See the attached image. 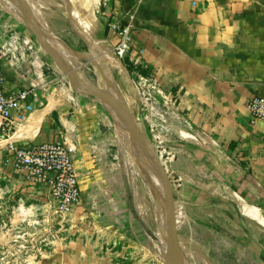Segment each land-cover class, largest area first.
Here are the masks:
<instances>
[{
	"label": "crops",
	"instance_id": "1",
	"mask_svg": "<svg viewBox=\"0 0 264 264\" xmlns=\"http://www.w3.org/2000/svg\"><path fill=\"white\" fill-rule=\"evenodd\" d=\"M101 6L103 39L108 37L109 46L118 42L110 23L129 27L127 58L147 71H133L132 77L111 48L103 51L128 93L120 92L122 102L163 155L177 209L182 202L228 203L234 223L230 242L257 252L264 264V121L251 123L246 107L251 97L264 98V0H102ZM83 39L93 50L104 42ZM0 54L5 90H32L24 115L11 113L14 131L0 139L5 185L27 197L47 198L45 188L27 185L15 170L10 147L49 142L60 133L75 157L81 202L91 203L102 223L127 228L132 237L134 225L122 214L124 196L116 187L122 182L112 174L118 166L109 131L112 113L58 83L53 62L22 19L8 12L0 14ZM138 76L155 86L147 99L134 82ZM33 118H40L37 129L14 137ZM118 146L123 148L120 141ZM108 214L115 216L105 220Z\"/></svg>",
	"mask_w": 264,
	"mask_h": 264
},
{
	"label": "rangeland",
	"instance_id": "2",
	"mask_svg": "<svg viewBox=\"0 0 264 264\" xmlns=\"http://www.w3.org/2000/svg\"><path fill=\"white\" fill-rule=\"evenodd\" d=\"M54 2V5L40 6L34 3L33 6H40L42 26L47 35L59 41L66 49L67 52L61 46L69 65L89 82L116 93L109 89V85L113 84L116 91L128 95L117 71L107 63V53L103 56L106 48L114 52L115 45H108V37L103 39L105 21L101 18L102 0H96L95 6L87 4L94 10L99 24V35L94 38L103 40L102 45L106 46H98L95 50L88 46L84 36L73 27L72 18L76 12L71 3L68 0ZM7 12L20 20L18 14L0 4V14ZM115 56L124 64L127 56ZM54 67L57 74H60L57 82L63 81L73 86L59 68L56 65ZM130 74L134 76L133 72ZM134 82H137L144 98L139 79L136 78ZM148 87L150 97L154 94L155 86L149 81ZM116 121L115 117L109 119L108 129L113 138L118 163L112 174L122 182L116 187L122 190L124 196L122 214L126 216L125 220L130 218L134 225L133 229L130 228L134 232L132 237L124 232L129 231L127 228L118 231L107 222L102 223L101 216L97 215L91 203L81 202L68 215H59L54 212L49 195L44 199L32 198L10 190L5 185L6 180L0 169V264H166L161 237L164 217L154 170L144 151V158L139 155L141 159H137L141 171L138 166L133 168L128 165L127 162L133 160L134 156L133 140L128 136V147L119 148ZM155 150L163 160L160 151ZM180 205L183 207L180 211L177 209V231L185 264H263L257 252L241 250L230 242V231L234 223L230 218L232 208L228 203L214 201L202 207L192 204L186 206L183 202ZM109 208L113 211L114 206ZM108 215L105 220L115 216Z\"/></svg>",
	"mask_w": 264,
	"mask_h": 264
},
{
	"label": "built area",
	"instance_id": "3",
	"mask_svg": "<svg viewBox=\"0 0 264 264\" xmlns=\"http://www.w3.org/2000/svg\"><path fill=\"white\" fill-rule=\"evenodd\" d=\"M105 15L102 11L101 18L103 19ZM108 25L118 37V42L113 48L115 54L119 58L126 57L131 47L129 27H120L117 23ZM1 57L0 54V59ZM138 79L139 85L143 87L142 94L147 99L149 97L147 90L149 81L142 76H138ZM31 94L32 90L28 87L15 92L5 90L0 62V139L12 130V111H21L24 115L27 109V100ZM246 107L251 123L264 121L263 97H251L247 101ZM10 151L14 158L15 170L23 177L27 185L47 190L55 213L68 215L74 207L80 205L82 194L75 167V157L67 146L63 135L59 133V137L49 142L13 144Z\"/></svg>",
	"mask_w": 264,
	"mask_h": 264
},
{
	"label": "water",
	"instance_id": "4",
	"mask_svg": "<svg viewBox=\"0 0 264 264\" xmlns=\"http://www.w3.org/2000/svg\"><path fill=\"white\" fill-rule=\"evenodd\" d=\"M12 1L17 6L25 26L38 41L44 53L53 62V64L59 68L62 74L74 87L78 88L86 95L93 96V98L98 100L106 108L109 106L113 109L121 118L127 132L133 138V145L136 146V144H139L142 151H144L148 157L159 186V199L161 200V209L164 217V231L162 237L164 241L166 264H185L177 231L178 210L174 199L172 182L161 157L158 155L150 139L136 124L127 107L122 102L120 92L116 91V93H112L107 89L82 78V76H80V74H78L75 69L64 61V59H62L53 49L52 45L49 43L48 35L44 27L31 11L26 0ZM72 21L74 24L76 23L74 16Z\"/></svg>",
	"mask_w": 264,
	"mask_h": 264
},
{
	"label": "bare ground",
	"instance_id": "5",
	"mask_svg": "<svg viewBox=\"0 0 264 264\" xmlns=\"http://www.w3.org/2000/svg\"><path fill=\"white\" fill-rule=\"evenodd\" d=\"M69 3H71L72 7L74 8L75 10V14H74V19L76 20V23L74 24V28L79 31V33H81V35H83L85 38H86V35L87 37H90L92 39H95L94 37H97L98 36V33H97V30L99 29V24H98V20L94 14V10L91 8H89L87 6V4H92L95 6V2L96 0H68ZM30 2V3H28ZM28 5L31 9V11L34 13L33 10H35V16L36 18L40 21V23L42 24V18H41V13H40V6L41 5H49V4H55L54 0H28ZM39 4L40 6L38 7H34L33 4ZM74 3V4H73ZM0 4L3 5L4 8H6L7 10H10L11 12L14 11V13L18 14L20 19L22 18L21 17V14L17 8V6L15 5V3L12 1V0H0ZM93 6V7H94ZM73 28V29H74ZM101 28V27H100ZM49 38V43L52 45L53 49L58 53V55L64 59V61H66L68 63V61L65 59L63 53H62V48L63 46L61 45V43H59V41H57L56 39L52 38L50 35H48ZM99 41V39H98ZM102 42V41H101ZM98 43L99 46H103L102 44ZM90 43V42H89ZM91 45V49H94V46L92 45V43H90ZM62 46V48H61ZM105 47V46H103ZM113 58V57H112ZM69 64V63H68ZM114 67V66H113ZM122 67L120 66V69L118 70V72H122ZM81 76V75H80ZM116 83V81H115ZM109 89L112 90L113 92H116L114 90V88L112 87V85L110 86L109 85ZM47 106V109H49L51 106H52V103H49V105H46ZM107 109L110 111V113H112V115L115 117V119L117 120V133L119 135V141L122 145L123 148H127L128 145H129V142H128V136H130V134L127 132L126 128L124 127V124L121 120V118L118 116V114L113 110L111 109L109 106H107ZM44 110V109H42ZM46 111V110H45ZM47 112V111H46ZM42 113V112H41ZM46 114V113H45ZM131 115V114H130ZM41 117V116H40ZM133 117V115H132ZM134 118V117H133ZM34 119V118H33ZM134 120V119H133ZM121 123H120V122ZM121 124V125H120ZM40 125V118H36L34 120H32L29 125L25 128H22V129H19L15 134H14V137H18L20 136L21 134H23V132H28L30 133L29 131H34L37 129V127ZM126 132V133H125ZM33 133V132H32ZM26 135V134H25ZM28 136V135H27ZM188 136V135H186ZM130 138L133 140V138L130 136ZM134 150H133V153H134V156H133V160H129L128 162V165H131L133 166V168H136L138 166V169L141 171V168H140V163L137 159H141L139 155H141L143 158V153H142V150H140L139 146H134ZM137 152V153H136ZM137 157V158H136ZM146 160V159H145ZM132 161H134L135 163H131ZM127 166V165H126ZM152 171V169H151ZM239 197V196H238ZM240 198V197H239ZM244 202V201H243ZM239 207V206H238ZM254 207V206H253ZM251 210V209H250ZM248 213L250 215H254L253 212L249 211L248 210ZM262 216V215H261ZM249 218V217H248ZM254 218V217H253ZM256 219V218H255ZM259 219V218H258ZM256 222V221H255ZM159 237V236H158ZM161 237H162V233H161ZM163 238V237H162Z\"/></svg>",
	"mask_w": 264,
	"mask_h": 264
},
{
	"label": "trees",
	"instance_id": "6",
	"mask_svg": "<svg viewBox=\"0 0 264 264\" xmlns=\"http://www.w3.org/2000/svg\"><path fill=\"white\" fill-rule=\"evenodd\" d=\"M124 65L126 66V68L128 69V71L131 73L133 71H137L141 74H147V71L142 69L140 66H137V65H133L129 59L126 57L124 59Z\"/></svg>",
	"mask_w": 264,
	"mask_h": 264
}]
</instances>
